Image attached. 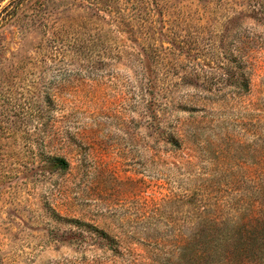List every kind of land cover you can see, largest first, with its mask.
Wrapping results in <instances>:
<instances>
[{
	"label": "rangeland",
	"instance_id": "rangeland-1",
	"mask_svg": "<svg viewBox=\"0 0 264 264\" xmlns=\"http://www.w3.org/2000/svg\"><path fill=\"white\" fill-rule=\"evenodd\" d=\"M0 264H264V0H0Z\"/></svg>",
	"mask_w": 264,
	"mask_h": 264
},
{
	"label": "trees",
	"instance_id": "trees-1",
	"mask_svg": "<svg viewBox=\"0 0 264 264\" xmlns=\"http://www.w3.org/2000/svg\"><path fill=\"white\" fill-rule=\"evenodd\" d=\"M247 87H248L247 83L244 82V88ZM54 160L57 161L58 163H61L63 166H67V163L64 159L55 158Z\"/></svg>",
	"mask_w": 264,
	"mask_h": 264
}]
</instances>
